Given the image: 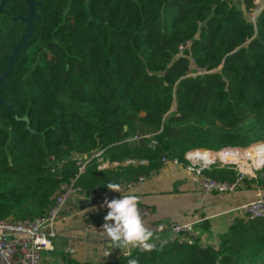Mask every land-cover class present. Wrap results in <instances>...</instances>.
I'll use <instances>...</instances> for the list:
<instances>
[{"label": "trees", "instance_id": "obj_1", "mask_svg": "<svg viewBox=\"0 0 264 264\" xmlns=\"http://www.w3.org/2000/svg\"><path fill=\"white\" fill-rule=\"evenodd\" d=\"M36 1L34 30L0 82V220L46 215L79 162L76 185L90 193L149 177L164 157L264 141V8L248 18L256 0ZM28 13L27 0L0 13V75ZM99 151L119 164L99 169ZM206 174L236 179L228 167ZM254 181L264 188V163ZM153 242L99 264H264V216L236 219L218 245Z\"/></svg>", "mask_w": 264, "mask_h": 264}, {"label": "crops", "instance_id": "obj_2", "mask_svg": "<svg viewBox=\"0 0 264 264\" xmlns=\"http://www.w3.org/2000/svg\"><path fill=\"white\" fill-rule=\"evenodd\" d=\"M264 0H257V7ZM218 168L225 166L216 165ZM121 185V192L95 190L90 193H74L61 208L52 227L56 236L53 250L46 252L44 264H66V248H74L71 260L83 264H99L120 255L122 248H112L107 237L99 235V227L93 225V216L108 211L105 199L120 198L124 193L137 195L142 204L151 209L144 223L153 231V241L168 236L165 227L170 223L199 221L197 239L203 245H218L220 236L240 217L234 209L243 202L264 197V188L247 177L236 191L231 193H205L197 183L193 172L184 166L167 164L151 174L140 184ZM160 226H163L162 229ZM109 249L110 256L105 255Z\"/></svg>", "mask_w": 264, "mask_h": 264}, {"label": "built area", "instance_id": "obj_3", "mask_svg": "<svg viewBox=\"0 0 264 264\" xmlns=\"http://www.w3.org/2000/svg\"><path fill=\"white\" fill-rule=\"evenodd\" d=\"M256 6L248 13L250 21L254 22L259 12L264 8L263 6ZM150 139L149 147H153L155 141L151 135H147ZM141 135L137 134L132 137V140L140 139ZM256 152L249 153L250 148H224L221 151H210L203 149L190 150L185 154V162L177 159L162 158L163 165L173 164L184 166L188 171L195 174L197 183L205 193H231L237 190L240 183L247 177L257 179V173L262 168L264 163V141H259L255 145ZM231 151L230 159L220 157V153ZM100 151L95 156L98 157L100 162L99 169L114 167L118 162L103 160L100 156ZM249 157L250 162L241 163L240 158ZM134 162L128 159L125 163ZM79 170L76 177L70 179L68 183H63L60 191L56 196L54 205L42 217L34 219H24L19 221L0 220V264H44V256L46 252L53 250V239L56 234L52 230H47L46 227H52L61 208L65 205L66 201L74 194L83 192L80 187L76 185V179L79 174L85 171V164L79 162ZM222 165L232 168L236 171V179L233 182L219 181L206 174L212 166ZM244 165V166H243ZM147 177H140L135 182L127 184L129 187L136 186L143 182ZM137 196V195H135ZM139 210L142 218L150 215L151 209L148 206L139 203ZM235 213L240 219L252 220L264 216V197L254 200H249L241 203L234 209ZM199 221L185 222V223H170L165 227L168 236L162 239L164 242H179L192 245L197 240V224ZM102 226V225H101ZM101 226H98L101 228ZM201 245L204 247L201 243ZM134 248L124 249L120 255L128 256L127 253ZM138 249V248H136ZM140 250V249H138ZM141 251V250H140ZM74 248H66V260H70ZM106 253L111 252L109 249L105 250Z\"/></svg>", "mask_w": 264, "mask_h": 264}, {"label": "clouds", "instance_id": "obj_4", "mask_svg": "<svg viewBox=\"0 0 264 264\" xmlns=\"http://www.w3.org/2000/svg\"><path fill=\"white\" fill-rule=\"evenodd\" d=\"M107 187L112 191H122L120 184L109 183ZM139 203L140 198L130 193H124L120 198L105 199L102 206H106L108 211L103 217L104 223L99 229V235L107 237L113 249L138 248L143 252H151L156 248L154 233L144 223ZM160 227L162 229L163 226ZM127 255L130 257L131 253ZM127 264H139V260L129 258Z\"/></svg>", "mask_w": 264, "mask_h": 264}, {"label": "water", "instance_id": "obj_5", "mask_svg": "<svg viewBox=\"0 0 264 264\" xmlns=\"http://www.w3.org/2000/svg\"><path fill=\"white\" fill-rule=\"evenodd\" d=\"M6 1L7 0H2V3L0 5V13L4 11V5H5ZM27 2L29 4V13H28L27 16L21 17L23 22L26 23L25 33L23 34V36H22L21 40L19 41V43H17L14 46L12 54L8 57L9 66L0 75V82L3 81L5 76L11 71L13 63L19 57L22 47L26 44L27 39L31 36V34H32L33 30H34L33 21L37 19V15L35 13V7L38 5V2L36 0H27ZM0 101L5 103V104H8V102L6 100H4L1 96H0ZM21 120L27 122V116L21 118ZM218 244H219V242H218Z\"/></svg>", "mask_w": 264, "mask_h": 264}, {"label": "bare ground", "instance_id": "obj_6", "mask_svg": "<svg viewBox=\"0 0 264 264\" xmlns=\"http://www.w3.org/2000/svg\"><path fill=\"white\" fill-rule=\"evenodd\" d=\"M249 153H253V154L254 153L255 154L258 153V152H256V147L255 146L251 147ZM219 155H220L221 158L230 159V157H231V151L226 150V152L220 153Z\"/></svg>", "mask_w": 264, "mask_h": 264}, {"label": "rangeland", "instance_id": "obj_7", "mask_svg": "<svg viewBox=\"0 0 264 264\" xmlns=\"http://www.w3.org/2000/svg\"><path fill=\"white\" fill-rule=\"evenodd\" d=\"M192 72H193V71H192ZM194 72H196V71H194ZM193 74H194V73H193ZM258 142H259V141H258ZM256 143H257V142H256ZM256 143H254V144H252V145L254 146ZM252 145H251V146H252ZM251 146H250V147H251ZM250 147H248V148H250ZM228 148H231V147H228ZM220 151H221V150H220ZM218 152H219V151H218ZM240 160H241V163L244 164V165H245L246 163H249V162H250L249 157H245V158H244V156H242V157L240 158ZM218 165H219V164H218ZM244 165H243V166H244ZM245 166H246V165H245ZM246 167H247V166H246ZM262 167H263V166H262Z\"/></svg>", "mask_w": 264, "mask_h": 264}]
</instances>
